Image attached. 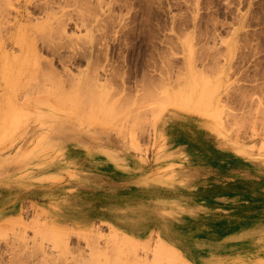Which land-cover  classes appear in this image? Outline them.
Instances as JSON below:
<instances>
[{
  "label": "rangeland",
  "instance_id": "obj_1",
  "mask_svg": "<svg viewBox=\"0 0 264 264\" xmlns=\"http://www.w3.org/2000/svg\"><path fill=\"white\" fill-rule=\"evenodd\" d=\"M0 27V264H156L147 247L99 253L110 222L153 245L166 232L192 264H264L249 202L206 245L190 243L192 204L173 201L237 164L251 199L264 194V0H0ZM167 96L199 111L171 105L152 126Z\"/></svg>",
  "mask_w": 264,
  "mask_h": 264
},
{
  "label": "crops",
  "instance_id": "obj_2",
  "mask_svg": "<svg viewBox=\"0 0 264 264\" xmlns=\"http://www.w3.org/2000/svg\"><path fill=\"white\" fill-rule=\"evenodd\" d=\"M123 165L125 167L128 166L127 164ZM229 167H231V173H227L226 178H221V180H217L216 182L202 178L196 179L195 182L192 178L187 179L190 181L189 187L194 189H190L187 196L173 199L175 203L189 201L192 205L186 207L185 212H189L194 218L200 219L194 230V234L198 235V239H191L190 243L192 244L200 242L202 239L199 237L204 235V239L206 240L205 244L212 245L214 242H217V240L226 236L230 237L237 232L238 230H235L232 232H226L227 234L229 233L228 235L224 233L223 236H217L218 222L222 217L230 214L229 209L236 203L249 202L248 208L253 212L250 217L252 222H256V220L260 218L264 219V213L259 212L256 205L257 202H264V194L258 196L259 200H252V191L245 190L244 188L245 176L242 173L243 169L239 168L238 164L236 165L237 168L231 165ZM132 175L133 174L131 173L124 174L125 178L128 179ZM138 176H144V174H138ZM136 181L137 182H134L133 186H127L128 188L126 189H130V191L126 190L120 201L132 204L133 201L138 199L136 194L139 192V188L137 187L144 186V178L142 177ZM176 196L178 195H175L174 197ZM140 197H142V195ZM185 197H188V199H185ZM233 211L231 214H233ZM240 226L241 225H233L235 228H239ZM136 230L134 229L131 232H138ZM163 233L166 234L164 231ZM194 249L196 251L198 247L192 248V250ZM230 249L235 250L234 247H230Z\"/></svg>",
  "mask_w": 264,
  "mask_h": 264
},
{
  "label": "bare ground",
  "instance_id": "obj_3",
  "mask_svg": "<svg viewBox=\"0 0 264 264\" xmlns=\"http://www.w3.org/2000/svg\"><path fill=\"white\" fill-rule=\"evenodd\" d=\"M13 4V3H12ZM11 6V5H10ZM5 7H7V8H9L7 5L5 6ZM5 7L3 8V9H5ZM7 8H6V10H7ZM2 9V10H3ZM4 11V10H3ZM6 12V11H5ZM8 13H9V9H8ZM16 26L17 25V20H15L14 21V23H13V26ZM1 28V27H0ZM1 30H3V29H1ZM3 34V33H2ZM23 34V33H22ZM22 34H21V36H22ZM13 35V34H12ZM17 35V34H16ZM24 35V34H23ZM22 38V37H21ZM21 38H20V33L17 35V36H14V37H12V39H15V41H16V43H21ZM24 38H25V36H24ZM15 43V42H14ZM25 43V42H24ZM24 43H23V45H24ZM22 45V44H21ZM19 47H20V45H18ZM24 47V46H23ZM26 49V48H25ZM22 50H23V48H22ZM24 51V50H23ZM4 52V51H3ZM2 55V54H1ZM168 93V92H167ZM167 93H165L166 95H168ZM174 97V96H173ZM167 98H168V96H167ZM168 99H173V98H168ZM167 99V100H168ZM167 100H165V101H167ZM165 101H163V102H165ZM180 106L181 105V107L182 108H185V110H187V109H190V110H195V111H199L198 109H197V107L195 106H192L190 103H188V102H185V101H181L180 102V100H179V98H176L175 97V100L173 99V100H171V102L170 101H168V103H166L165 102V104H163V105H159L158 107H157V110H155V113H153L154 115H153V117L151 118V122L149 121V123H151L152 124V126H155L156 127V124H158V121L160 120V118H161V116L163 115V113L167 110V108L169 107V106ZM181 107H179V108H181ZM203 112V111H202ZM203 114H205V112H203ZM207 115H209V116H211L210 114H207ZM4 146V145H3ZM122 223V222H121ZM110 224V227H111V229H112V232H111V234L110 235H108V236H106V237H104L105 238V245L104 246H100L99 244H96V246H94V247H96V249L99 251V253H102V252H106V248L108 247V246H110V247H114L115 245H118V246H122V245H127V246H129V247H131L130 249H132V250H134L133 251V253L134 254H136L135 256H137L138 255V252H137V248L138 247H141L142 249H144V247H147L148 248V253L146 254V257H149V254L150 255H152V262H156V264H176V261H177V259H182L184 262H186L187 264H192L193 262H192V260L190 259V258H188L186 255H185V253L181 250V248H179V246H177L176 244H174V243H172L167 237H165V234H163V232L162 231H159V230H157V229H155V230H157L158 232H156L157 233V235L159 236V238H157V241H156V243L153 245L152 243H150V238H151V234L152 233H150L148 236H146V237H139V236H137V235H135V234H131V233H128V232H125V231H121L120 229H119V227H118V225L115 223H112V222H110L109 223ZM37 225H39V226H35V230H36V232L37 233H45L44 235H46V236H48V235H50V236H52L51 237V239H52V241H53V244H56L58 247H62L63 249H68V250H70V248L68 247V238H69V235H68V232L66 231V230H64V229H62V228H60L59 227V225H53V226H48L47 224H42L41 223V225H40V223L39 224H37ZM92 225V224H91ZM120 225V224H119ZM122 226V225H121ZM124 226V225H123ZM92 227V226H91ZM125 227V226H124ZM94 229V228H93ZM167 231V230H166ZM120 232H122V233H124L123 235H120L119 233ZM36 233V234H37ZM164 235H162V234ZM67 234V235H66ZM49 237V236H48ZM33 242H34V240H33ZM54 242H56V243H54ZM35 243V242H34ZM34 243H33V245H32V247H34ZM41 244L43 243V245L45 244L44 242H43V240H42V242H40ZM60 243V244H59ZM62 243H63V245H62ZM87 243H88V245L89 246H93V245H95V244H93L94 243V241H92V240H88L87 241ZM93 244V245H92ZM39 245V242L37 243V245H35L36 246V248H39V250H40V247L42 246H38ZM51 247H52V245H51ZM56 247V246H55ZM42 249L41 250H45V249H43V247H41ZM44 248H45V245H44ZM53 248V247H52ZM57 248V247H56ZM49 249V248H48ZM58 249V248H57ZM56 249V250H57ZM65 249V250H66ZM39 250H37L38 252H39ZM40 250V256H42L43 254V252ZM65 250H64V252H65ZM67 250V251H68ZM150 250V251H149ZM45 251H47V250H45ZM50 252V249H49V251H48V253ZM58 252H60V251H58ZM150 252V253H149ZM47 253V252H46ZM50 253H52V252H50ZM57 254V256H58V254L59 255H65V254H61V253H56ZM55 254V255H56ZM80 254H82V252H81V250H80ZM83 255V254H82ZM44 256V255H43ZM57 256H55V259H60V258H62L61 256H59V257H57ZM139 257H140V255H138ZM57 257V258H56ZM65 257V256H64ZM175 257H176V259H175ZM66 258H67V256H66ZM66 258H65V260H66ZM81 258V259H80ZM79 259L82 261L83 260V257H80ZM151 258V257H150ZM54 259V260H55ZM64 259V258H63ZM63 259H61V260H63ZM50 260V259H49ZM48 260V261H49ZM52 260V259H51ZM64 260V261H65ZM67 261V260H66ZM164 261H165V263H164ZM79 262V261H78ZM53 262L51 261L50 262V264H52ZM55 264V263H54ZM80 264V263H79ZM155 264V263H154Z\"/></svg>",
  "mask_w": 264,
  "mask_h": 264
}]
</instances>
